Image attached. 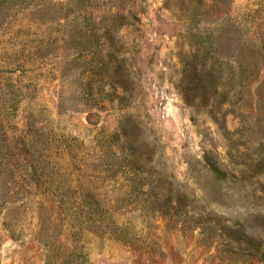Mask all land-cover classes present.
Listing matches in <instances>:
<instances>
[{
  "label": "rangeland",
  "instance_id": "rangeland-1",
  "mask_svg": "<svg viewBox=\"0 0 264 264\" xmlns=\"http://www.w3.org/2000/svg\"><path fill=\"white\" fill-rule=\"evenodd\" d=\"M212 218L264 245V0H0V264H262Z\"/></svg>",
  "mask_w": 264,
  "mask_h": 264
},
{
  "label": "trees",
  "instance_id": "trees-1",
  "mask_svg": "<svg viewBox=\"0 0 264 264\" xmlns=\"http://www.w3.org/2000/svg\"><path fill=\"white\" fill-rule=\"evenodd\" d=\"M133 181V188L128 197L127 201L123 204L128 205L135 203L139 207L149 210L151 213L157 211L159 214H164L169 217H175L181 223H184L186 220H197L194 218V215L189 214L190 210L188 209L187 199L182 194H175L174 190L171 188V183L169 182L168 186L164 185L163 178L155 175L154 177H144L143 173H135V177L131 178ZM52 182L44 179L42 185H50ZM147 185V189H143ZM166 190V191H165ZM87 197L88 206L91 205V214L95 213L99 218V222L102 219V215L106 216L108 219H112L107 215L110 206L102 205L99 202V199H96L95 193L91 191H86L85 196ZM175 197V198H174ZM114 208H118L117 205ZM211 218L204 219L203 225L201 228H204L208 224V220ZM213 222L219 226L221 232L218 235L225 234L228 238H232V232L242 233V237L235 238L237 243V248L241 251H245V254L250 257H257L262 264H264V245L263 239L261 237L252 236L245 233L242 229H232L227 223L222 222L219 218H212ZM101 225H97V228H100ZM114 224H110L109 232H111L115 237L123 239L124 236L117 235V232H113ZM107 228V226H106ZM208 231L211 234H215L214 228L208 225ZM118 232L126 233V229H117ZM211 235H208L209 238Z\"/></svg>",
  "mask_w": 264,
  "mask_h": 264
}]
</instances>
